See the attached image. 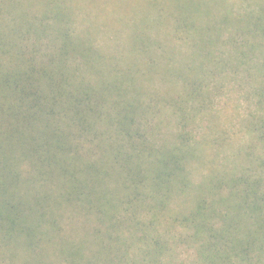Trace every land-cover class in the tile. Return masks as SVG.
<instances>
[{
  "label": "trees",
  "instance_id": "trees-1",
  "mask_svg": "<svg viewBox=\"0 0 264 264\" xmlns=\"http://www.w3.org/2000/svg\"><path fill=\"white\" fill-rule=\"evenodd\" d=\"M259 3L0 0V264H264Z\"/></svg>",
  "mask_w": 264,
  "mask_h": 264
},
{
  "label": "rangeland",
  "instance_id": "rangeland-1",
  "mask_svg": "<svg viewBox=\"0 0 264 264\" xmlns=\"http://www.w3.org/2000/svg\"><path fill=\"white\" fill-rule=\"evenodd\" d=\"M192 13H195V11ZM128 67L129 66H127V68ZM230 89L226 90L225 92H222L219 96H217L213 100V103L215 106V110H217L222 115L221 121L225 122L224 125H227L228 128L230 129V133L233 134V133H236L237 130L239 129L241 122L244 120V117H247L248 111L246 109H248L247 105L250 104V101L243 99V94L239 89H234L232 93L229 92ZM237 104L240 105L238 107L239 109L237 108ZM234 111H235V120L230 118L232 117V115H234L233 114ZM228 118L231 119L232 121H228ZM206 123H204L202 127H205L207 125ZM202 132L204 134H207L206 129H203ZM31 204H32V199H30L29 208H31ZM34 212H37V210L34 209ZM47 217L52 219L53 215L48 214ZM44 225L45 227L49 226V224H44ZM66 226H68L67 223H66ZM51 227H52V224H51ZM68 231H69V227H68ZM74 235L75 237H77L76 233H74ZM46 242L47 244H44V246L49 244L51 246L50 248H54V249H59L61 245L60 240L58 238L57 239L54 238L53 236L48 238ZM25 254H28V252H26ZM40 255H41V259L35 256H29L31 259L30 264H49L50 261H53L56 258L52 256L53 254L50 255V252H45V253L43 252V254H40ZM180 255H181L180 257L181 261H187L189 259V255L186 254V252H183ZM21 256L23 257L22 264H25L24 259L27 256L23 254Z\"/></svg>",
  "mask_w": 264,
  "mask_h": 264
},
{
  "label": "clouds",
  "instance_id": "clouds-1",
  "mask_svg": "<svg viewBox=\"0 0 264 264\" xmlns=\"http://www.w3.org/2000/svg\"><path fill=\"white\" fill-rule=\"evenodd\" d=\"M264 8V0H260L259 4H253L248 7V11L252 12L253 14H257L258 9Z\"/></svg>",
  "mask_w": 264,
  "mask_h": 264
}]
</instances>
